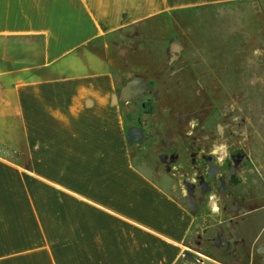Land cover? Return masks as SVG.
<instances>
[{"label":"crops","instance_id":"0c3cea01","mask_svg":"<svg viewBox=\"0 0 264 264\" xmlns=\"http://www.w3.org/2000/svg\"><path fill=\"white\" fill-rule=\"evenodd\" d=\"M228 1L0 0V264H194V216L133 160L97 50Z\"/></svg>","mask_w":264,"mask_h":264},{"label":"flooded vegetation","instance_id":"af4514ba","mask_svg":"<svg viewBox=\"0 0 264 264\" xmlns=\"http://www.w3.org/2000/svg\"><path fill=\"white\" fill-rule=\"evenodd\" d=\"M167 40L163 70L130 72V62L143 55L135 56L132 51L136 50L125 47L118 51L122 70L130 73L117 92L126 106V139L130 147H136L151 176L194 216L199 225L196 247L222 249V256L236 263L263 255L264 239L256 227L259 221L255 224L252 218L260 209L252 207L244 194L242 166L248 155L237 133L249 120L237 112L242 97L232 93L231 100L221 105L219 90L206 95L210 84L193 71L181 39ZM135 77L144 80L146 91L121 101L122 88ZM216 83L217 78L212 84ZM179 87L189 90V101L174 95ZM206 98L211 102L206 103ZM197 253L192 252L194 258L187 260L203 263L206 255Z\"/></svg>","mask_w":264,"mask_h":264},{"label":"rangeland","instance_id":"374dc122","mask_svg":"<svg viewBox=\"0 0 264 264\" xmlns=\"http://www.w3.org/2000/svg\"><path fill=\"white\" fill-rule=\"evenodd\" d=\"M169 37H178L185 47V55L191 59L193 71L197 77L208 82L206 95L219 90L217 98L220 104L231 100L232 93H238L240 100L237 111L248 116V123L237 133L241 145L247 153L244 161V194L254 212L257 229L264 239V0H237L206 4L197 8L177 10L174 14L159 19L158 22L139 23L128 26L100 43V54H109L111 68L118 85L130 74L121 68L120 48H130L133 55L141 53L142 59L130 62L131 70L154 71L165 69L164 63L168 52ZM135 44L137 46H135ZM97 46L96 42L90 45ZM136 47V48H135ZM86 66L80 67L79 73L85 72ZM217 78V83L212 84ZM225 93L228 97L225 98ZM177 98L190 100L191 93L184 87L178 88ZM205 95V93L203 94ZM234 101V100H233ZM211 102L206 98V103ZM132 158L147 174L151 171L137 156L136 147H131ZM263 217V219H261ZM199 231L196 222L190 233V248L195 256L198 252L219 260L223 264H264V254L256 255L238 263L234 258L222 256V249H202L194 245V238ZM202 256L204 262L194 264H220Z\"/></svg>","mask_w":264,"mask_h":264},{"label":"water","instance_id":"95a60500","mask_svg":"<svg viewBox=\"0 0 264 264\" xmlns=\"http://www.w3.org/2000/svg\"><path fill=\"white\" fill-rule=\"evenodd\" d=\"M136 86V89L133 88ZM147 84L144 82L142 78L135 77L134 79L130 80L121 90V101H128L131 100L143 92L146 91ZM189 207L193 208V205L189 204ZM188 256H185V259H193L192 252L187 251L186 253Z\"/></svg>","mask_w":264,"mask_h":264}]
</instances>
